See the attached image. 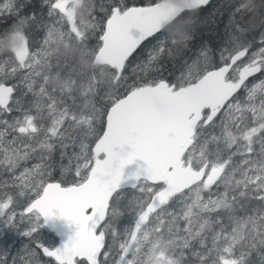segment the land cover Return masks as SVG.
<instances>
[{
	"label": "snow or ice",
	"instance_id": "1",
	"mask_svg": "<svg viewBox=\"0 0 264 264\" xmlns=\"http://www.w3.org/2000/svg\"><path fill=\"white\" fill-rule=\"evenodd\" d=\"M211 5L0 0V223L34 244L0 264H264V0Z\"/></svg>",
	"mask_w": 264,
	"mask_h": 264
},
{
	"label": "flooded vegetation",
	"instance_id": "2",
	"mask_svg": "<svg viewBox=\"0 0 264 264\" xmlns=\"http://www.w3.org/2000/svg\"><path fill=\"white\" fill-rule=\"evenodd\" d=\"M0 174H6L5 172L0 171ZM0 178L7 179L0 175ZM23 199V198H21ZM19 210V208H18ZM18 228L19 231H23V225H21L18 221ZM19 231L17 230H8L4 228L2 223H0V251H5L8 255L15 256L17 252H22L25 246L34 247V244L30 240V238H26L20 235ZM38 239H40L46 245H56L57 239L55 236L49 232L46 228L41 230ZM45 261L49 260L50 258L43 257ZM52 264H55L52 261Z\"/></svg>",
	"mask_w": 264,
	"mask_h": 264
},
{
	"label": "trees",
	"instance_id": "3",
	"mask_svg": "<svg viewBox=\"0 0 264 264\" xmlns=\"http://www.w3.org/2000/svg\"><path fill=\"white\" fill-rule=\"evenodd\" d=\"M129 3H135L136 5H141L144 3H148V0H129ZM225 3V0H212V5L211 7L208 9L207 12L202 14V19L204 17H207L210 13H212L213 11L219 9L222 7V5ZM32 6L34 7H41V0H32ZM223 19L224 23L227 22L226 17H221L219 14H217V20ZM13 23V21L11 19L8 18H4V19H0V32L5 31L6 29L9 28V26ZM216 25H212V27H215ZM222 28V25H221ZM197 31H196V37L199 39L202 35L206 38L209 35H211V31L210 29H208V27L201 23L197 25ZM31 36L34 37V39L36 41H39L42 38V34L37 33L36 31H33V33H30ZM154 43V42H153ZM150 48V45H145V49H142L141 51H145L146 49ZM137 55H140V53H138ZM29 165L32 163V161L28 162ZM1 176L7 178L8 175L6 174H0ZM121 227H123V225H121Z\"/></svg>",
	"mask_w": 264,
	"mask_h": 264
},
{
	"label": "water",
	"instance_id": "4",
	"mask_svg": "<svg viewBox=\"0 0 264 264\" xmlns=\"http://www.w3.org/2000/svg\"><path fill=\"white\" fill-rule=\"evenodd\" d=\"M49 232H51L55 238L57 239V243L56 245H59L63 242V240L66 238V236L64 235L67 232V229L58 226L56 230H51L46 228ZM60 233V235H58L57 233ZM55 262V261H54Z\"/></svg>",
	"mask_w": 264,
	"mask_h": 264
},
{
	"label": "rangeland",
	"instance_id": "5",
	"mask_svg": "<svg viewBox=\"0 0 264 264\" xmlns=\"http://www.w3.org/2000/svg\"><path fill=\"white\" fill-rule=\"evenodd\" d=\"M16 210H17V212H19L18 208Z\"/></svg>",
	"mask_w": 264,
	"mask_h": 264
}]
</instances>
